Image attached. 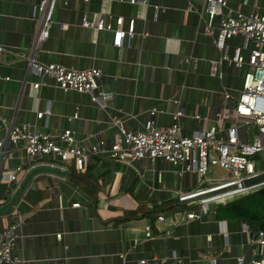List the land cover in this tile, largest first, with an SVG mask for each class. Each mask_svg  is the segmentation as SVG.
<instances>
[{
    "label": "crops",
    "instance_id": "1",
    "mask_svg": "<svg viewBox=\"0 0 264 264\" xmlns=\"http://www.w3.org/2000/svg\"><path fill=\"white\" fill-rule=\"evenodd\" d=\"M40 2L0 0V138L15 123L51 136L71 129L83 144H110L118 133L117 120L128 130H140L152 109L156 125L177 122L185 134L217 124L219 112L228 115L224 127L238 121L233 106L246 65L223 61L217 77L209 74L210 60L241 46L246 61L252 42L243 47L244 39L234 36L220 50L215 36L204 32V0H54L49 35L34 45ZM227 2L242 13L264 15L263 0ZM101 13L111 15L113 24L122 16L125 30L133 18L135 36L125 37L118 47L111 31L83 25L84 19L93 21ZM19 53L68 68H99L96 91L111 96L99 106L86 93L64 91L53 80L28 72ZM34 81L41 82L38 88L32 87ZM47 107L51 113L37 117ZM179 110L182 115L175 120ZM76 111L78 118L68 120ZM255 161L256 170L264 171V153ZM29 164L23 142L8 144L0 156V170L23 169L16 172L23 177L17 190L15 181L0 180V229L19 222L14 252L26 264H121V256L128 262L157 258L210 264L213 258L215 264H236L239 256L247 263L264 254V247L251 241L256 233L244 231L246 223L240 219L218 218L215 203L188 219L187 212H200V205L196 200L178 202L176 191L193 189L198 177L179 173L180 166L165 160L124 164L94 157L82 171L71 160L62 177H34V171H26ZM216 177L209 173L208 182L222 179ZM147 224L152 237L145 235Z\"/></svg>",
    "mask_w": 264,
    "mask_h": 264
},
{
    "label": "built area",
    "instance_id": "2",
    "mask_svg": "<svg viewBox=\"0 0 264 264\" xmlns=\"http://www.w3.org/2000/svg\"><path fill=\"white\" fill-rule=\"evenodd\" d=\"M146 1L129 0L130 3H146ZM204 1L206 14L204 32L215 36V44L220 50H223L226 41L234 36H241L244 39L243 47H246L248 41L252 42L246 61L241 46H236L230 55L223 52L220 58L210 60L209 74L217 77H221L219 66L223 61L236 67L246 65L242 88L238 97L234 99L233 111L237 116V122L226 127L222 126L228 115L219 112L217 124L208 129L194 130L191 134H185L180 132L177 122L171 126L156 125L153 120L155 109H152L150 118L142 129L128 130L122 121L117 120L115 124L118 133L114 142L107 144L104 140H98L90 145L77 140L71 129H65L58 136H51L49 133L33 132L29 124L11 123L7 125L4 136L0 138V156L4 154L8 144L23 142V149L30 161L26 171H34V177L39 174L62 177V174L68 172L71 160L74 161L75 168L82 171L94 157H104L124 164H131L142 158L149 159L151 163H155L157 159L165 160L174 166H180L179 173L189 172L198 177L199 183L193 189L176 191L178 202L190 203L196 200L200 205V212H187L188 219L206 213L209 204L225 202L264 185V182L248 186L241 184L244 180L264 172H258L255 163V156L264 153V15L256 11L249 14L242 13L230 7L227 0ZM53 8L54 0H41L35 7V17L37 16L39 24L34 45L48 37ZM111 17L101 13L93 21L84 19L83 25L97 31H111L113 44L120 47L125 37L131 39L135 36L134 19H129L128 28L125 30L122 28V16L116 17L114 24L110 20ZM215 19H218L217 25L214 23ZM3 51L4 47L0 45V54ZM17 55L27 61L28 72L44 80H53L56 86L64 91L86 93L90 100L99 106H104L111 96L106 90L96 91L98 80L102 75L99 68H68L60 64L40 62L32 54ZM40 84V81L31 83L33 88H38ZM225 97L231 96L225 93ZM50 113V108L47 107L37 112V117L48 116ZM181 115L182 111L179 110L173 117L177 120ZM76 118H78L77 111L67 117L68 120ZM248 125L255 128L251 140L248 138L250 134ZM213 167L226 170L229 176L209 183V173ZM16 172H23L20 165L13 171L0 170V180L8 183L15 181L17 184L15 190L20 187L23 178L17 176ZM72 205L78 206L79 203ZM18 226L19 222H12L0 229V264H26L14 252ZM243 230H249L247 224L243 225ZM145 231L146 237H152L150 224L145 226ZM56 236L60 238V233ZM251 241L259 247H264V230L256 232ZM121 258V264H183L180 259L171 263L157 258L140 259L135 262L126 261L124 256ZM209 262L215 264V259L209 258ZM59 264L66 263L61 260ZM236 264H264V254L252 258L247 263L242 256H239L236 258Z\"/></svg>",
    "mask_w": 264,
    "mask_h": 264
},
{
    "label": "trees",
    "instance_id": "3",
    "mask_svg": "<svg viewBox=\"0 0 264 264\" xmlns=\"http://www.w3.org/2000/svg\"><path fill=\"white\" fill-rule=\"evenodd\" d=\"M216 205L218 218L240 219L252 233L264 230V185Z\"/></svg>",
    "mask_w": 264,
    "mask_h": 264
},
{
    "label": "rangeland",
    "instance_id": "4",
    "mask_svg": "<svg viewBox=\"0 0 264 264\" xmlns=\"http://www.w3.org/2000/svg\"><path fill=\"white\" fill-rule=\"evenodd\" d=\"M247 129H248V131H249V133H250V137L252 138L253 135H254V133H255V128H254L252 125H248V126H247ZM210 173H211L212 175L217 176L216 178H223V176H226V177L229 176V175H228V172H226V170H224V169H222V168H220V167H213V168L210 170ZM226 177H225V178H226Z\"/></svg>",
    "mask_w": 264,
    "mask_h": 264
},
{
    "label": "water",
    "instance_id": "5",
    "mask_svg": "<svg viewBox=\"0 0 264 264\" xmlns=\"http://www.w3.org/2000/svg\"><path fill=\"white\" fill-rule=\"evenodd\" d=\"M264 182V172L258 174L257 176L244 180L241 184L248 186V185H255Z\"/></svg>",
    "mask_w": 264,
    "mask_h": 264
}]
</instances>
